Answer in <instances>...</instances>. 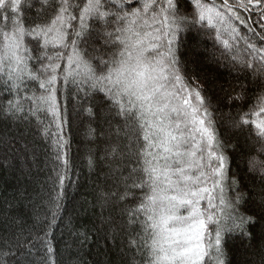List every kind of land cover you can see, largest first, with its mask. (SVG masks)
<instances>
[{
	"label": "snow or ice",
	"instance_id": "1",
	"mask_svg": "<svg viewBox=\"0 0 264 264\" xmlns=\"http://www.w3.org/2000/svg\"><path fill=\"white\" fill-rule=\"evenodd\" d=\"M188 4L190 10L180 0H0V113L35 121L58 182L47 228L16 235L0 249V264H55L51 233L70 180L69 104L72 119H95L98 94L107 124L101 159L111 181L98 200L102 208L122 205L125 223L138 229L130 244L146 264H226V238L251 240L252 229L264 231V186L246 209L253 197L228 176L233 146L220 138V109L195 77L189 83L179 56L188 33L211 32L238 72L260 79L248 111L228 115L233 128L251 126L256 152L264 154V0ZM245 97L241 85L225 106ZM247 164L264 185V160L251 155Z\"/></svg>",
	"mask_w": 264,
	"mask_h": 264
},
{
	"label": "trees",
	"instance_id": "2",
	"mask_svg": "<svg viewBox=\"0 0 264 264\" xmlns=\"http://www.w3.org/2000/svg\"><path fill=\"white\" fill-rule=\"evenodd\" d=\"M180 3L190 10L188 0H180ZM244 31L241 26V32ZM179 56L189 83H192L191 77H195L204 86L203 94L211 97L212 103L220 109L215 113L220 138L233 146L227 151L231 161L228 176L235 175L241 181V191L253 197L246 209H253L255 196H259L264 185L257 174L249 173L247 160L251 155L264 160V154L256 152L259 145L251 135V126L233 128L228 114L235 117L237 111H248L262 90L261 81L238 72L228 58L221 55V47L211 32L188 33L183 38ZM241 85L246 92L245 100L232 102L240 104V108H233L232 104L225 106L227 95L233 90L241 91ZM4 98L0 94V99ZM91 103L98 113L91 120L86 115L72 119L75 114L69 104L70 122L64 132L70 145V180L65 181L62 209L51 233L56 249L55 264H146V257L130 244L138 229L125 223L122 205L113 203L102 208L98 200L100 190L107 191L111 187L106 177L107 165L101 159L107 143V124L100 116L104 108L103 95H95ZM9 141L11 149L6 143H0V249H6L16 235L26 236L40 226L47 228L52 201L58 191L49 142L41 135L35 121H16L0 113V142ZM252 232L251 240L226 238V264H262L264 231L257 227ZM85 236L88 239L81 243Z\"/></svg>",
	"mask_w": 264,
	"mask_h": 264
}]
</instances>
